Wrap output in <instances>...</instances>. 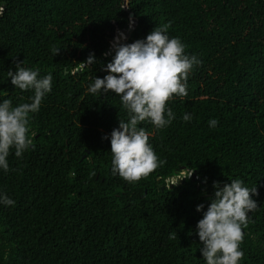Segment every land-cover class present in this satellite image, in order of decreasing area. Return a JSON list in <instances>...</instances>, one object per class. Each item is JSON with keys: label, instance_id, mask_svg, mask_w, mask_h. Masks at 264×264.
Wrapping results in <instances>:
<instances>
[{"label": "trees", "instance_id": "obj_1", "mask_svg": "<svg viewBox=\"0 0 264 264\" xmlns=\"http://www.w3.org/2000/svg\"><path fill=\"white\" fill-rule=\"evenodd\" d=\"M0 7V103L32 102L34 90L15 88L7 76L17 62L53 77L29 114L35 147L21 157L11 148L9 171L0 169V193L15 201L0 203V264H206L196 225L213 182L233 179L257 191L239 264H264V0H0ZM169 22V38L202 63L189 74L188 95L167 102L170 125H138L166 163L129 183L112 173L110 152L127 111L114 93L88 88L108 74L115 52L105 53L126 37L123 29L129 37L120 44H131ZM89 54L95 63L75 72ZM182 167L196 178L170 190L166 179Z\"/></svg>", "mask_w": 264, "mask_h": 264}, {"label": "clouds", "instance_id": "obj_2", "mask_svg": "<svg viewBox=\"0 0 264 264\" xmlns=\"http://www.w3.org/2000/svg\"><path fill=\"white\" fill-rule=\"evenodd\" d=\"M2 12L3 7H0V14ZM170 24L155 27L143 40L131 44L114 43L115 55L105 68L108 74L95 78L88 88L94 95L114 93L127 111V121L119 120L118 128L111 132L110 152L112 173L129 183L146 178L166 163L148 143L149 133L138 125L146 120L156 130L170 125L175 114L167 107V102L174 95H188L189 74L195 65L202 63L195 55L185 54V45L179 38H169ZM59 50L53 48V55L59 54ZM22 63L17 62L15 73L9 70L7 76L15 88L34 90V96L30 98L31 103L15 107L9 99L0 103V169L5 172L9 171L7 157L11 148L14 147L15 155L21 157L30 146L35 147L28 135L29 114L39 111L42 99L52 87L51 73L38 78L39 70L21 67ZM80 63L82 68L89 69V65L95 63L94 54H89L86 61ZM182 118L187 122L192 116L184 114ZM217 123L216 119H211L209 126L215 127ZM191 175L192 169L180 179ZM243 183L240 179H233L223 186L213 182L214 195L196 225L202 243L201 256L206 264H239L243 258L244 253L240 250L245 235L243 229L249 226L248 214L258 208L252 198L257 194L256 188L249 189ZM0 203L12 206L15 201L6 193H0ZM203 208V204L197 205L196 211ZM172 238H177L176 233Z\"/></svg>", "mask_w": 264, "mask_h": 264}, {"label": "water", "instance_id": "obj_3", "mask_svg": "<svg viewBox=\"0 0 264 264\" xmlns=\"http://www.w3.org/2000/svg\"><path fill=\"white\" fill-rule=\"evenodd\" d=\"M3 7H4V5H3ZM0 15H1V14H0ZM132 19L135 20L134 18H132ZM122 32L126 35V37H125L123 40L121 39L120 41H114L115 44H120V43L124 42L125 40H127V38L129 37V31H128V30L123 29ZM113 39H114V38H113ZM113 39H112L111 41H113ZM113 52H115L114 47H113L112 44H110L109 48L106 50L105 55L110 56ZM82 69H83V68L80 66V67H78V68L75 69V72H79V71H81ZM83 156H84V155H83ZM181 169H184V168L182 167ZM187 170H188V169H187ZM195 176H196V175H195V171L192 170L191 178H194ZM185 179H186V178L181 179V180H182L181 183H183V182L185 181Z\"/></svg>", "mask_w": 264, "mask_h": 264}, {"label": "rangeland", "instance_id": "obj_4", "mask_svg": "<svg viewBox=\"0 0 264 264\" xmlns=\"http://www.w3.org/2000/svg\"><path fill=\"white\" fill-rule=\"evenodd\" d=\"M187 171H188L187 169H181L178 174L168 178V180L165 181L167 188H169L170 190H174L175 186H180L181 181H182L180 178H182L184 175H186ZM188 178H191V176ZM195 178H196V176L194 177V179ZM176 181H177V183L174 184Z\"/></svg>", "mask_w": 264, "mask_h": 264}, {"label": "built area", "instance_id": "obj_5", "mask_svg": "<svg viewBox=\"0 0 264 264\" xmlns=\"http://www.w3.org/2000/svg\"><path fill=\"white\" fill-rule=\"evenodd\" d=\"M166 180H168V179H166Z\"/></svg>", "mask_w": 264, "mask_h": 264}]
</instances>
